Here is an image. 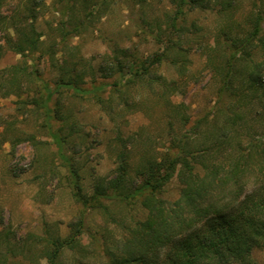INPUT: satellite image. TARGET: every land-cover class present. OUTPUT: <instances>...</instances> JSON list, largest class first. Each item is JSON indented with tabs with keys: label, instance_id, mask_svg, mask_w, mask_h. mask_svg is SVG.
Segmentation results:
<instances>
[{
	"label": "rangeland",
	"instance_id": "1",
	"mask_svg": "<svg viewBox=\"0 0 264 264\" xmlns=\"http://www.w3.org/2000/svg\"><path fill=\"white\" fill-rule=\"evenodd\" d=\"M52 2L45 0L35 22L43 35L41 50L23 57L7 49L5 39L7 34L15 33L11 17L24 11L25 0H0V83L12 73L9 70L14 65L38 75L32 83L23 80V86L17 89L21 96H6V86L0 90V264H48V247L44 242H35L34 236L50 233L66 238L71 225L81 220L83 232L75 241V249L63 250L62 264H105V237L118 239L125 235L124 226L144 219L146 212L139 204L129 206L115 199L84 204L75 198L69 163L60 156L59 147L50 136L42 105L35 103L46 100L45 84L55 89V63L65 56H77L99 68L106 64L105 59L113 58V49L119 46L133 51L148 66L156 55L166 53L161 63L152 64L158 81L165 79L169 83L170 91L166 90L164 98L160 97L157 84L153 90L139 85L131 87L126 100L115 92L112 108L107 102L113 90L111 84L122 80L121 76L105 79L98 73L96 84L106 83V89L99 92L102 102L93 94L67 90L63 95L55 93L48 103L54 109L58 99L64 114L70 117L68 124L79 131L70 137L64 153L72 159L71 164L80 173L83 192L90 197L96 178L115 175L117 153L122 146L118 135L123 137L136 166L145 151L161 157L172 138L188 133L197 119L206 115L211 119L221 108L231 114L229 100L226 96L221 98L222 76L216 71L222 56L232 52L223 33L242 36L251 28L248 16L264 9V0H236L226 12H221L219 4L206 10L187 8L185 34L179 37L178 33L168 32L162 40L156 39V27L153 34L147 26L143 27L142 16L164 18L165 12L176 9L173 0H147L143 8L138 0H116L105 17L96 18L78 36L68 35L67 44L62 45H58L62 18ZM169 37L178 41L181 48L167 52ZM53 45L58 52L52 58L47 53ZM253 59L261 65L264 79L261 46L253 50ZM181 65L186 69L180 70ZM88 79L86 87L91 89L93 81ZM129 79L130 74H126L123 80ZM175 86L177 90L173 92ZM241 110L246 113L250 131L264 140V117L258 103ZM178 114L189 116V124L183 125ZM52 123L55 130L62 125L56 120ZM180 169L176 166L170 172L162 193L168 200L179 197ZM252 257L257 264H264V248L255 249Z\"/></svg>",
	"mask_w": 264,
	"mask_h": 264
},
{
	"label": "trees",
	"instance_id": "2",
	"mask_svg": "<svg viewBox=\"0 0 264 264\" xmlns=\"http://www.w3.org/2000/svg\"><path fill=\"white\" fill-rule=\"evenodd\" d=\"M115 1L53 0L62 18L58 45L65 44L68 35H80L96 18L105 17ZM138 1L142 8L147 3V0ZM173 1L176 9L165 12L164 18L142 16L143 27L147 26L151 34L155 27L158 30L155 34L158 40L168 32L178 33L179 37L185 34L187 8L206 10L219 4L221 12H226L236 0ZM44 4L45 0H25L24 11L11 17L15 33L7 34V49L23 57L41 50L43 35L37 31L35 22ZM247 21L251 28L242 36L223 33L225 44L232 52L224 54L216 67L222 76L221 98L226 96L229 100L231 114L221 108L211 119L208 115L197 119L188 133L172 138L161 157L145 151L136 166L123 137L118 135L122 146L117 153L115 175L96 178L90 197L83 192L80 173L71 164L72 159L64 153L70 137L79 131L75 125L68 124L70 117L64 114L58 99L54 109L48 103L55 93L63 95L67 90L82 95L93 94L98 102H102L99 92L106 89V83L96 84L98 73L105 79L121 76L122 80L111 84L113 90L107 102L112 108L115 92L126 100L131 87L139 85L153 90L157 84L160 97L164 98L166 90L170 91L169 83L165 79L158 81L152 66L161 63L166 53L156 55L155 61L148 66L146 61H139L133 51L119 46L113 49V58L105 59L106 64L99 68L77 56L74 59L65 56L55 63L58 72L55 89L51 90L50 84H45L46 100H36L35 103L42 105L50 136L59 147L60 156L69 163L75 198L84 204L115 199L129 206L139 204L146 212L144 219L124 226L125 235L118 239L105 237V264H257L252 253L264 248V140L250 131L246 113L241 108L258 103L264 117V79L261 65L253 59V50L258 46L264 49V9L251 13ZM169 42L167 52L181 48L173 37H169ZM57 52L56 45H53L47 54L53 58ZM180 68L186 69L183 65ZM9 71L12 73L9 72L10 75L2 78L0 83V90L8 87L6 96H21L17 89L23 86V80L32 83L38 76L19 65L10 67ZM126 74H130V79L124 82ZM88 78L93 81L91 89L86 87ZM172 89L173 92L177 90L176 86ZM178 115L183 125L189 124V116ZM53 120L62 123L57 130ZM205 126L210 129L204 130ZM176 166L181 167L180 194L177 199L168 200L162 193ZM82 221L71 225L66 238L50 233L48 236H34L35 242L47 245L48 264H62L63 250L76 248L75 241L83 232Z\"/></svg>",
	"mask_w": 264,
	"mask_h": 264
}]
</instances>
